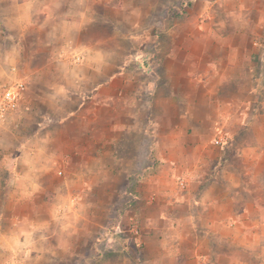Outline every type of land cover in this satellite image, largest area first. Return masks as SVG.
Returning a JSON list of instances; mask_svg holds the SVG:
<instances>
[{
  "label": "crops",
  "instance_id": "1",
  "mask_svg": "<svg viewBox=\"0 0 264 264\" xmlns=\"http://www.w3.org/2000/svg\"><path fill=\"white\" fill-rule=\"evenodd\" d=\"M232 1L219 7L226 14H259L257 33L242 30L223 38L224 46L213 53L220 43L214 37H177L176 86L171 80L172 91L158 103L130 89L131 74L119 62L124 58L113 57L109 68L102 67L109 56L98 46L105 40H71L93 26L96 14L105 19L99 9L126 12V5L115 0L7 5V16L0 13V42L13 40L9 54H19L20 43L32 47L33 56L45 51L48 66L67 64L62 72L36 71L47 77V92L56 91L58 77L65 83L61 94L90 96L75 104L83 116L57 121L58 130L33 133L41 147L28 143L12 156L1 154L0 168L8 177L0 178V264H51L60 251L75 257L74 249L61 247L63 236L77 235L82 226L79 235L97 247L100 233L116 222L133 238L121 264L264 260V0L238 7L229 6ZM64 26L66 39L57 50ZM71 50L81 59L68 67ZM12 63L0 43V82L6 77L2 69ZM219 136L224 144L213 145ZM124 219L134 222L131 232L120 226ZM52 237L58 243L51 244Z\"/></svg>",
  "mask_w": 264,
  "mask_h": 264
},
{
  "label": "rangeland",
  "instance_id": "2",
  "mask_svg": "<svg viewBox=\"0 0 264 264\" xmlns=\"http://www.w3.org/2000/svg\"><path fill=\"white\" fill-rule=\"evenodd\" d=\"M12 1L14 2V0H11L0 3V13L4 14L7 5ZM115 2L121 6L126 5L127 11L116 13L109 8L99 9L98 12L101 11L105 19L102 20L96 14L93 26L82 30L71 40L77 43L82 41L89 43L92 41L94 43L96 39L101 38L105 40L98 46L109 56V60L105 61L102 67L109 68V65L113 63V57L124 58L122 62H119L123 70H127V73L131 74L127 83L130 85V89L137 88V96L143 97L146 95L153 98L157 103L168 96L169 90L172 91L170 87L171 80H173V86H176L174 72L177 68L175 53L179 51V46L175 43L177 37H192L193 35L199 38L214 37L220 43L217 42L213 45L214 50H211L213 53L219 47L224 46L222 44L223 38L234 37L235 33L242 30L257 33L256 26L259 14L240 10L233 14H226L219 7L223 0H135V2L133 0H115ZM113 5L117 6L116 3ZM148 5H152L149 12H147ZM230 5L235 7L246 5V0H233ZM71 9L73 10L71 16L74 17V10L77 9L74 7ZM4 15L7 16V14ZM135 24L141 26L136 30L134 28ZM177 25L184 26L178 29ZM61 29L60 39L55 42L58 44L56 46L57 50L61 47V38L66 39L67 28L64 26ZM8 31L11 34L15 32L12 28H8ZM0 43L2 53L4 54L5 51L13 61L7 68L2 69L6 77L3 82H0V95L6 88L17 82L23 83L25 86L24 95L20 99L17 108L0 118L1 160V154L12 156L14 151H19L22 146H27L28 143L29 146L33 144L32 147H41V142L33 139V133L38 130L52 132L58 130L57 121L64 118L69 120L70 117L76 119L83 116V110L76 109L75 104L82 98L89 97L90 94L88 91L82 96H79V92L75 91L71 95L61 94L59 89L65 83L58 77L56 83L59 86L56 91L47 92L49 84L47 77L42 73L37 74L36 71L39 72L41 68L46 70L50 68L62 72L67 64L65 65L58 60L48 66L45 51L36 53L33 56L31 54L32 47L27 44L21 45V43L19 45L21 52L18 54L15 51L18 55L14 53L12 57L9 52L14 51L12 47L14 49L16 47L12 44L13 40ZM187 47L189 51L192 50V46ZM93 51H95V48L91 50V52ZM70 56H73L72 50ZM70 62L71 64L68 67H72V64L76 63L73 60ZM144 82H147L152 88L149 95ZM70 87L69 85V89ZM106 115L110 116L111 112H105ZM38 123L43 125L39 126ZM79 123L78 121V124L74 126L76 132L79 131ZM98 127H100L99 124ZM218 133L216 132L214 137ZM214 139L212 140L213 145H215ZM103 143H108V140L106 139ZM61 144L62 142L59 143V145ZM130 152V158H134L135 151L131 150ZM10 159L11 157L8 158V160ZM40 161L42 162V160ZM49 164L55 167L58 166V161L55 158H50ZM7 177L8 173L0 168V178L6 180ZM123 199L127 202L126 198ZM119 224L120 222H116L113 229L110 225L109 229L107 228L100 233L104 236L97 247L92 245V239L79 235L82 227L79 226L77 235L70 238L63 236L60 240L61 247H69L75 250V257H69L68 254L60 251L61 253L52 255L54 261L51 264H68L67 260L72 262L69 264H96L98 260H101L102 264H121L124 252H127L130 247L128 242H132L133 238L129 236V233L122 234V228L118 227ZM122 225L127 229L129 228V232H131L134 222L128 223V220L124 219L120 226L122 227ZM89 230L95 231L92 227H89ZM105 232L107 236H105ZM133 234L137 235L135 232ZM50 243L56 244L58 242L55 237H52ZM251 264H264V260L254 261Z\"/></svg>",
  "mask_w": 264,
  "mask_h": 264
},
{
  "label": "built area",
  "instance_id": "3",
  "mask_svg": "<svg viewBox=\"0 0 264 264\" xmlns=\"http://www.w3.org/2000/svg\"><path fill=\"white\" fill-rule=\"evenodd\" d=\"M80 54H73L72 60L74 62H80ZM25 91V86L23 83L17 82L8 88H6L2 94L0 95V118H3L6 114L13 112L23 96ZM220 137V136H219ZM223 138H216L214 140V144L217 146H221L223 144ZM180 186H184L183 181H179Z\"/></svg>",
  "mask_w": 264,
  "mask_h": 264
}]
</instances>
